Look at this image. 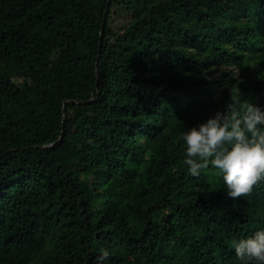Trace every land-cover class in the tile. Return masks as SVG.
Masks as SVG:
<instances>
[{
	"label": "trees",
	"instance_id": "1",
	"mask_svg": "<svg viewBox=\"0 0 264 264\" xmlns=\"http://www.w3.org/2000/svg\"><path fill=\"white\" fill-rule=\"evenodd\" d=\"M237 96L264 109V0H0V264H241L264 183L182 139Z\"/></svg>",
	"mask_w": 264,
	"mask_h": 264
},
{
	"label": "clouds",
	"instance_id": "2",
	"mask_svg": "<svg viewBox=\"0 0 264 264\" xmlns=\"http://www.w3.org/2000/svg\"><path fill=\"white\" fill-rule=\"evenodd\" d=\"M264 109L232 97L223 112L182 133L188 171L199 176L210 165L223 176L229 198L249 196L264 183ZM233 248L241 264H264V230L238 241ZM109 253L102 249L99 261Z\"/></svg>",
	"mask_w": 264,
	"mask_h": 264
},
{
	"label": "rangeland",
	"instance_id": "3",
	"mask_svg": "<svg viewBox=\"0 0 264 264\" xmlns=\"http://www.w3.org/2000/svg\"><path fill=\"white\" fill-rule=\"evenodd\" d=\"M120 13L119 15L115 18V23L114 25L116 26L117 29H119L120 26H123L126 23V14L125 11L119 10Z\"/></svg>",
	"mask_w": 264,
	"mask_h": 264
}]
</instances>
